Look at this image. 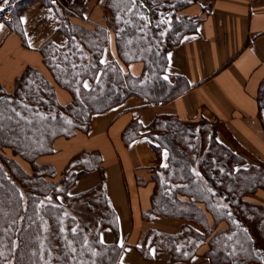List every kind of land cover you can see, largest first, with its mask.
<instances>
[{
  "label": "trees",
  "instance_id": "trees-1",
  "mask_svg": "<svg viewBox=\"0 0 264 264\" xmlns=\"http://www.w3.org/2000/svg\"><path fill=\"white\" fill-rule=\"evenodd\" d=\"M36 1L55 10L66 41L40 47L51 79L28 65L11 89L0 85V264H129L120 260L124 244L105 242L100 235L102 227L117 235L101 154L76 152L59 178L50 163L38 158L54 151L55 138L87 130L92 113L130 94L158 104L192 87L180 74L167 79L165 71L167 50L196 26L197 18L176 16L194 0H142L144 5L105 0L117 52V60L107 62L101 61L106 29L69 18L83 16L87 0H8L9 19L0 11V21L23 36L20 15ZM119 61H141L142 69L137 75L122 72ZM55 85L70 93V101L59 102ZM256 100L264 129V77ZM122 139L125 144L145 139L155 154L154 163L145 167L154 186L143 219L165 215L180 220L177 232L146 230L135 245L140 256L152 259L154 250L166 255L167 264L189 261L205 245L200 255L209 264H264V204L247 197L264 191V162L220 120L158 114L147 126L132 120ZM95 171L96 185L68 193L77 179ZM66 207L71 214H64ZM48 236L61 251L46 245Z\"/></svg>",
  "mask_w": 264,
  "mask_h": 264
},
{
  "label": "crops",
  "instance_id": "crops-1",
  "mask_svg": "<svg viewBox=\"0 0 264 264\" xmlns=\"http://www.w3.org/2000/svg\"><path fill=\"white\" fill-rule=\"evenodd\" d=\"M104 1L87 0L83 16L69 18L88 28L95 24L106 29L101 61L107 62L117 60V52ZM136 1L144 5L142 0ZM178 15L197 18V22L192 32L184 34L167 50L165 76L173 80L175 74H180L192 87L158 104L130 94L120 103L92 113L87 130H77L68 138H55L54 151L38 158V162L50 163L59 178L60 171L76 152L97 150L101 154L105 190L117 218V235L109 227H102L100 235L105 242L115 239L124 244L120 256L124 263L167 264L166 255L153 250L156 255L147 259L137 253L135 245L140 244L142 234L148 229L162 233L180 229V220L176 218L156 215L144 220L142 217L150 207L154 186L145 167L154 163L155 154L145 139L124 143L122 131L132 120L145 126L158 114H175L183 120L199 117L220 120L243 147L264 162V129L256 100L258 85L264 77V0H194L181 7ZM3 16L9 19L5 11ZM146 17L151 18L147 7ZM20 23L23 36L0 21V85L8 90L28 65L37 67L51 79L42 63L40 47L50 40L57 44L66 41L57 29L58 17L51 6L33 2L21 13ZM119 66L122 72L137 75L142 62L119 61ZM55 93L60 103L70 101L66 89L55 85ZM98 182L96 171L88 173L77 179L68 193H79ZM250 194H247L249 199H256L257 193ZM259 194L264 197V191L260 190ZM204 248L202 245L199 254L189 261L171 264H207L200 255Z\"/></svg>",
  "mask_w": 264,
  "mask_h": 264
},
{
  "label": "rangeland",
  "instance_id": "rangeland-1",
  "mask_svg": "<svg viewBox=\"0 0 264 264\" xmlns=\"http://www.w3.org/2000/svg\"><path fill=\"white\" fill-rule=\"evenodd\" d=\"M8 0H6V1H0V5H2V7H0V11H4V7H5V4H6V2H7ZM3 2H4V4H3ZM9 152V151H8ZM7 152V153H8ZM17 160H18V162L21 164V166H22V168L23 169H25L26 171H29L30 170V167H29V165L27 164V163H25V162H23V161H21V159H19V158H17ZM260 190L261 189H257L254 193H257L256 194V199H253V198H251L252 200H254V201H256V202H259V203H263L264 204V197H262L260 194H259V192H260ZM263 191V190H262ZM254 193H251L250 195H252V194H254ZM81 200V199H80ZM74 201V200H73ZM73 201H70V203H72ZM82 201V200H81ZM71 210L70 209H68L67 207L65 208V210H64V214L65 215H68V214H71ZM84 219V218H83ZM82 218H81V220H83ZM144 234V233H143ZM143 234H142V237H143ZM46 241H47V243H46V245L49 247V248H52V247H54V250H56V251H58L59 252V248L56 246V244L55 243H53V239H52V237H50V236H48V238L46 239ZM61 251V250H60ZM204 261H205V259H203ZM205 263H207V264H209L208 262H205Z\"/></svg>",
  "mask_w": 264,
  "mask_h": 264
},
{
  "label": "snow or ice",
  "instance_id": "snow-or-ice-1",
  "mask_svg": "<svg viewBox=\"0 0 264 264\" xmlns=\"http://www.w3.org/2000/svg\"><path fill=\"white\" fill-rule=\"evenodd\" d=\"M85 87H87V84H85Z\"/></svg>",
  "mask_w": 264,
  "mask_h": 264
}]
</instances>
